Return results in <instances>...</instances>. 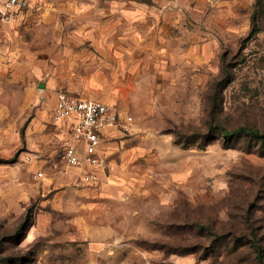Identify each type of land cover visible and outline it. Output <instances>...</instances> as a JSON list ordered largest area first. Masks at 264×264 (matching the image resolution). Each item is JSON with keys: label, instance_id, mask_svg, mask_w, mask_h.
<instances>
[{"label": "rangeland", "instance_id": "rangeland-1", "mask_svg": "<svg viewBox=\"0 0 264 264\" xmlns=\"http://www.w3.org/2000/svg\"><path fill=\"white\" fill-rule=\"evenodd\" d=\"M171 3L177 24L120 93L133 123L111 186L62 160L58 77L0 60V264H264V141L222 131L264 134V12Z\"/></svg>", "mask_w": 264, "mask_h": 264}, {"label": "crops", "instance_id": "crops-1", "mask_svg": "<svg viewBox=\"0 0 264 264\" xmlns=\"http://www.w3.org/2000/svg\"><path fill=\"white\" fill-rule=\"evenodd\" d=\"M172 1L31 0L30 8L13 23L0 26V60L6 70L56 75L61 89L55 107L59 93L66 92L115 106L125 115L117 104L121 105L120 93L143 75L142 52L155 51L162 32H170L177 24V4ZM53 123L63 136V146L71 142L69 126ZM119 130L103 134L98 151L103 160L116 165L115 171L88 165L73 168L84 170L81 179L86 173H97L101 182L96 188L111 186L118 178L119 166L109 148L115 145Z\"/></svg>", "mask_w": 264, "mask_h": 264}, {"label": "built area", "instance_id": "built-area-1", "mask_svg": "<svg viewBox=\"0 0 264 264\" xmlns=\"http://www.w3.org/2000/svg\"><path fill=\"white\" fill-rule=\"evenodd\" d=\"M31 0H0V26L13 23L20 12L29 9ZM57 125L69 126L71 142L63 146L62 160L72 168L85 166L99 167L110 172L116 165L103 160L98 151L102 145V135L116 129L129 130L133 117L123 114L115 106L101 101L84 100L73 94L61 92L53 113ZM43 173H38L43 178ZM85 185L98 186L100 177L95 172L83 175Z\"/></svg>", "mask_w": 264, "mask_h": 264}, {"label": "trees", "instance_id": "trees-1", "mask_svg": "<svg viewBox=\"0 0 264 264\" xmlns=\"http://www.w3.org/2000/svg\"><path fill=\"white\" fill-rule=\"evenodd\" d=\"M257 7H261L263 12H264V0H257ZM257 16L254 17V23L257 24ZM223 133L227 134L228 137L231 136H247L250 138H255L258 140H262L264 141V134L261 133L259 130H255V129H248V128H239L236 131L230 133L228 132L226 129H222ZM257 252V256H258V260L260 262H263L264 260V253L262 251H256Z\"/></svg>", "mask_w": 264, "mask_h": 264}]
</instances>
